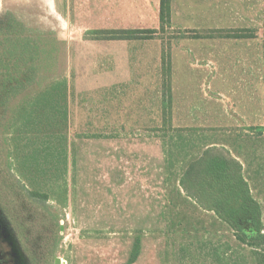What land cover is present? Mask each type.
<instances>
[{
	"label": "rangeland",
	"instance_id": "374dc122",
	"mask_svg": "<svg viewBox=\"0 0 264 264\" xmlns=\"http://www.w3.org/2000/svg\"><path fill=\"white\" fill-rule=\"evenodd\" d=\"M53 1L59 9L62 0H0V264H207L215 249L226 264H263L264 249L240 244L211 212L196 210L178 182L188 159L172 147L170 164L165 152L178 133L196 156L227 150L250 179L264 225V86L207 80L219 72V41L240 29L205 18L211 5L236 0H175L180 21L163 24L148 0L147 29L156 34L144 86L108 85L99 64L123 72L120 49L99 55L68 43ZM81 15L90 19V7ZM62 79L67 124L30 105ZM59 147L66 163L46 157Z\"/></svg>",
	"mask_w": 264,
	"mask_h": 264
},
{
	"label": "crops",
	"instance_id": "0c3cea01",
	"mask_svg": "<svg viewBox=\"0 0 264 264\" xmlns=\"http://www.w3.org/2000/svg\"><path fill=\"white\" fill-rule=\"evenodd\" d=\"M159 1H154L158 18ZM53 7L60 17L62 27L66 28L62 31L68 43L72 40L77 43L83 41L90 44L99 55L115 53L113 50L120 49L119 62L124 63L123 72L112 75L111 65L104 66L102 61L105 60L99 64V68L107 71H104L103 79L108 80L106 81L108 85L147 84L149 78L147 46L153 38L111 39L108 38L107 32L122 29L147 30L148 0H62L59 9L55 1ZM88 7L91 12L90 19L81 15L83 11L87 14ZM210 8V16L205 19L212 23L214 28H237L240 32L234 35L228 33L230 35L223 36L219 41V72L218 75L207 78L209 84L215 83L214 80L218 79V83L222 86L250 85L258 87V92L259 87L264 86V0H236L234 8L231 6L225 8L223 5H211ZM179 14V3L170 0L169 22H179ZM155 34L156 32L152 35ZM204 44L209 48L208 56H213L216 41L211 38ZM156 65L155 77L160 78L161 66L159 63ZM188 70L191 71L190 65ZM68 84L66 80V85ZM66 102L68 103V99ZM66 109L69 112L67 106ZM68 118L67 116L66 124ZM247 181L249 183L250 179L247 178ZM250 187L252 191V186ZM253 197L255 198L254 195ZM226 254L221 249H215V253L208 251L205 254L206 263L217 264L219 261L220 264H226L224 261Z\"/></svg>",
	"mask_w": 264,
	"mask_h": 264
},
{
	"label": "trees",
	"instance_id": "16d2710c",
	"mask_svg": "<svg viewBox=\"0 0 264 264\" xmlns=\"http://www.w3.org/2000/svg\"><path fill=\"white\" fill-rule=\"evenodd\" d=\"M159 2V18L163 24L169 20L170 0H160ZM154 32L153 29H122L108 31L107 36L111 39L150 38ZM66 90L65 79L56 81L39 92L38 97L30 105L41 111L42 106H47L51 121L58 118L61 124H66L68 116L65 104ZM43 99H45V104H42ZM62 101L64 104L61 105ZM163 104L165 103L163 102ZM32 116L33 109H30L21 117L28 122L32 120ZM194 136L196 137V133L191 130V142ZM163 137L167 138L166 132H163ZM175 137L176 141H172ZM187 137L178 133L165 142L167 143L165 145L169 144L165 152L166 160L170 164H173L172 159L176 155L172 147L178 148L177 155L182 153V158L188 159L183 164L180 175L178 174L180 188L198 208L196 210L211 212L217 221L225 224L233 232L235 239L240 244L254 251L264 249L262 206L251 193L248 182L242 173L241 163L229 155L227 150L218 147H207L198 156L189 153V151H185L190 139ZM60 138L62 139V137ZM48 155H51L52 158H60L66 163L64 147L50 149V153H47L46 157ZM42 197L46 198L47 196L42 195Z\"/></svg>",
	"mask_w": 264,
	"mask_h": 264
},
{
	"label": "water",
	"instance_id": "95a60500",
	"mask_svg": "<svg viewBox=\"0 0 264 264\" xmlns=\"http://www.w3.org/2000/svg\"><path fill=\"white\" fill-rule=\"evenodd\" d=\"M57 262H58V259L55 260V263H56V264H57Z\"/></svg>",
	"mask_w": 264,
	"mask_h": 264
}]
</instances>
